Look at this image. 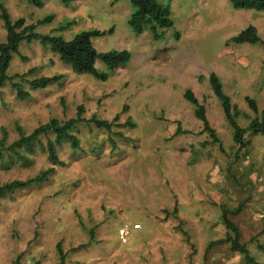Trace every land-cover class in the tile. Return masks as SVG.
<instances>
[{
    "label": "rangeland",
    "instance_id": "rangeland-1",
    "mask_svg": "<svg viewBox=\"0 0 264 264\" xmlns=\"http://www.w3.org/2000/svg\"><path fill=\"white\" fill-rule=\"evenodd\" d=\"M155 1L168 6L173 22L160 40L147 27L130 29V0L2 2L12 21L37 25L39 35L69 41L98 31L91 38L98 53L128 51L131 58L113 72L96 61L108 75L101 80L76 74L39 40L21 42L12 55L6 76L26 74L14 81L27 96L9 82L0 89V138L2 129L12 143L17 127L27 135L52 119L82 121L72 131L78 148L57 149L60 164L51 165L39 146L28 164L0 161V185L54 169L49 181L0 199V264H60L59 251L63 264H246L230 243H216L228 232L223 215L238 228L251 264H264V135L247 129L264 109V46L233 41L249 26L264 40V11L235 9L228 0ZM212 74L237 111L240 144ZM53 76L62 79L39 89L29 84ZM92 118L113 125L97 127Z\"/></svg>",
    "mask_w": 264,
    "mask_h": 264
},
{
    "label": "trees",
    "instance_id": "trees-1",
    "mask_svg": "<svg viewBox=\"0 0 264 264\" xmlns=\"http://www.w3.org/2000/svg\"><path fill=\"white\" fill-rule=\"evenodd\" d=\"M3 1L4 0H0V19L3 22V26L6 31V42L0 43V89L5 82H9L12 89L17 92L18 97L25 98L27 96V93L23 92L21 89V83L24 81L26 74L14 75L11 77L6 76L12 55L18 52L19 44L24 41L31 42L35 39L39 40L43 45H49L51 50L59 56L60 61L63 64L70 66L73 72L76 74L93 75L101 80H106L108 75L97 71L95 68L96 61H101L110 72H113L117 67L125 66L130 61L131 57L128 51L98 53L91 43L92 37L102 35V33L98 31L80 32L69 41L59 37L39 35L35 32L37 25H25V20L23 18L12 21L10 14L2 5ZM26 1L34 7L42 6V0ZM71 1L72 0H61L64 5L69 4ZM113 1L117 2L118 0ZM228 1L235 9L264 11V0ZM130 3L133 9V12L128 20L130 29L135 34H141L147 27L152 30L153 38L155 40L163 39V31L168 30L173 26L168 6H162V4H158L155 0H130ZM51 20L52 17L49 16L38 22V24H44L50 22ZM178 37V34H176V39ZM233 41L237 44L260 43L264 46V40H261L257 36L256 29L252 26H249L240 32L233 38ZM16 79H19L21 83L15 82L14 80ZM61 79L62 76L41 77L29 82V84L32 88L39 89L45 88L51 83L59 82ZM209 80L215 96L221 103L224 117L233 128L234 142L240 144L244 130L239 128L235 122L237 111L231 104L229 97L224 94L220 80L214 74L210 75ZM185 98L196 107V117L203 122L205 129L211 132L203 112V107L199 104L194 95L188 91L185 94ZM246 101L251 110L256 112L257 107L255 102L249 98H246ZM81 112L82 108L79 107L78 114ZM81 121L80 116L63 122L57 119H52L48 123L40 125L27 135L20 127H17L16 131L18 138L12 143H8L7 132L2 129V136L0 138V161H5V159H8L9 161L18 160L19 163L28 164L31 161L28 156L32 155L34 153L33 150L39 146L46 152L47 160L51 165L60 164L57 149L66 145V143H70V147L72 149L78 148V141L72 134V131ZM91 121H93L97 127H103L106 129H110L113 125V121L109 123L106 121H99L94 118H92ZM130 126L133 127L132 124ZM247 129L252 135H264V109L261 112V117L252 119ZM50 135L53 136V139H48L45 146H43L41 138L48 137ZM53 172L54 169L50 168L48 170L40 171L34 177L24 181H12L10 183L0 185V199L11 194L13 195L14 192L24 190L32 185H39L43 182L49 181ZM223 222L228 232L225 239L216 243H230L231 249L240 253L244 257L246 264L253 263L246 245L241 243L239 240V231L236 225L229 221L225 215H223ZM231 233L233 236H231ZM258 249L264 252V245L258 244ZM59 253L61 255L60 264H63L62 259L64 256L60 251Z\"/></svg>",
    "mask_w": 264,
    "mask_h": 264
},
{
    "label": "built area",
    "instance_id": "built-area-1",
    "mask_svg": "<svg viewBox=\"0 0 264 264\" xmlns=\"http://www.w3.org/2000/svg\"><path fill=\"white\" fill-rule=\"evenodd\" d=\"M119 233H120V235H121V237L125 234V230H123V229H121L120 231H119Z\"/></svg>",
    "mask_w": 264,
    "mask_h": 264
},
{
    "label": "crops",
    "instance_id": "crops-1",
    "mask_svg": "<svg viewBox=\"0 0 264 264\" xmlns=\"http://www.w3.org/2000/svg\"><path fill=\"white\" fill-rule=\"evenodd\" d=\"M183 131H190V130H187V129H184V128H183Z\"/></svg>",
    "mask_w": 264,
    "mask_h": 264
}]
</instances>
